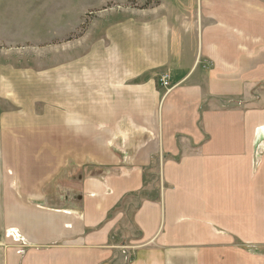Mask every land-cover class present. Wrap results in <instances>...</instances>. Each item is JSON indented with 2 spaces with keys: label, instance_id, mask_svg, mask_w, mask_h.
<instances>
[{
  "label": "crops",
  "instance_id": "crops-1",
  "mask_svg": "<svg viewBox=\"0 0 264 264\" xmlns=\"http://www.w3.org/2000/svg\"><path fill=\"white\" fill-rule=\"evenodd\" d=\"M165 3L108 15L46 81L2 75L0 264H264V92L216 100L264 83V0ZM154 160L159 198L127 216Z\"/></svg>",
  "mask_w": 264,
  "mask_h": 264
},
{
  "label": "rangeland",
  "instance_id": "rangeland-1",
  "mask_svg": "<svg viewBox=\"0 0 264 264\" xmlns=\"http://www.w3.org/2000/svg\"><path fill=\"white\" fill-rule=\"evenodd\" d=\"M165 1L0 0V80L2 75L13 80L17 74L26 73L31 77L27 78V82L33 81L34 77L30 74L42 75L41 78L46 81L53 69L64 68L69 59L82 57L90 49L93 50L100 35H103L108 15L126 9H163ZM252 87L246 99L252 102L247 107L257 108L263 103L264 88ZM45 89H49V84L43 91ZM9 91L0 86V112L10 109L3 100ZM65 172L58 180V202L51 204L62 209L68 205L67 195L71 198L78 194L77 191L73 194L70 189L75 187L77 190V182H73L68 172ZM68 188L71 194H66ZM139 199L133 196L121 204L127 216L140 202ZM127 216L124 224L125 238L137 239L138 234L129 224Z\"/></svg>",
  "mask_w": 264,
  "mask_h": 264
},
{
  "label": "trees",
  "instance_id": "trees-1",
  "mask_svg": "<svg viewBox=\"0 0 264 264\" xmlns=\"http://www.w3.org/2000/svg\"><path fill=\"white\" fill-rule=\"evenodd\" d=\"M263 87L264 88V83H258L257 85L253 86L252 88L255 87ZM219 104L220 107L223 109H227V108H232V107H245L246 105H248L250 102V100H241V101H237V100H226V99H216ZM203 106H205V104H203ZM158 161L154 160V162H152V165L150 166V168L147 169L146 171V175L148 176V179L145 183V185L143 186V188L138 191L137 193L134 194V196L139 197L140 202L138 203V205L143 201V200H154L156 201L159 198V173H158ZM142 198V200H141ZM112 264H116L115 262H113ZM122 264H126V261H124Z\"/></svg>",
  "mask_w": 264,
  "mask_h": 264
},
{
  "label": "built area",
  "instance_id": "built-area-1",
  "mask_svg": "<svg viewBox=\"0 0 264 264\" xmlns=\"http://www.w3.org/2000/svg\"><path fill=\"white\" fill-rule=\"evenodd\" d=\"M160 84L163 88H166L168 90L169 88V82H168V76H162L160 79Z\"/></svg>",
  "mask_w": 264,
  "mask_h": 264
}]
</instances>
